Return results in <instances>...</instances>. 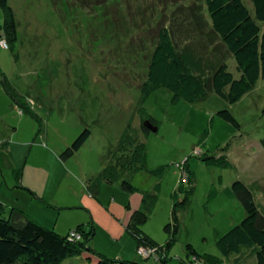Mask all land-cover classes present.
Returning a JSON list of instances; mask_svg holds the SVG:
<instances>
[{
    "label": "rangeland",
    "instance_id": "1",
    "mask_svg": "<svg viewBox=\"0 0 264 264\" xmlns=\"http://www.w3.org/2000/svg\"><path fill=\"white\" fill-rule=\"evenodd\" d=\"M55 1L9 0L18 42L6 45L0 37V196L7 200L0 202L64 235L93 225L90 245L97 254L133 261L141 258L124 220L136 210H129L132 199L143 197L149 217L142 229L160 244L171 240L166 227L178 210L180 231L169 264H194L188 244L203 256L220 257L218 264H257L246 249L221 256L217 240L247 216L233 191L236 181L250 188L264 215V78L233 105L216 93L196 103L174 101L165 88L144 97L159 29L185 30L188 9L200 0H122L107 6L109 20L94 9ZM4 20L0 7V25ZM226 61L239 78L235 59ZM223 110L240 128L218 115ZM149 117L158 131L142 130ZM129 124L136 142L131 150L144 145L141 161L121 170L116 182L103 183L99 198L90 196ZM88 128L91 138L64 160L65 149ZM23 167L38 171L44 196L16 184ZM124 181L137 191L125 190ZM63 264L97 263L84 255Z\"/></svg>",
    "mask_w": 264,
    "mask_h": 264
},
{
    "label": "trees",
    "instance_id": "2",
    "mask_svg": "<svg viewBox=\"0 0 264 264\" xmlns=\"http://www.w3.org/2000/svg\"><path fill=\"white\" fill-rule=\"evenodd\" d=\"M65 1L71 3V7L94 9L95 15L105 20L110 19L106 8H116L122 2ZM0 7L5 14L4 23L0 25V37L8 45H15L18 42L15 12L9 0H0ZM188 10L190 14L185 30L168 26L159 29L147 66L143 96H148L157 88H165L173 94L174 101L196 103L216 93L229 104H236L264 78V0H200V4L196 2ZM186 34L187 37L183 38ZM229 57H233L237 63L239 78L229 69L226 61ZM262 113L264 116V109ZM218 115L240 128L230 110L220 111ZM145 120L143 122L156 124L154 118ZM145 123L142 130L150 132ZM127 129L119 140V150H116L110 166L97 176L99 181L95 187H89L93 197L98 196L103 183L116 182L122 171L133 170V163L141 161L140 153L144 145L131 150L136 142L132 137V125L129 124ZM91 136L92 130L85 129L65 149L62 154L64 160L74 157ZM119 151H123L122 157ZM128 152H131L129 156ZM122 187L131 193L137 191L131 182L124 181ZM232 187L244 205L247 216L217 240V247L223 257L243 255L245 249L249 250V256H254L257 264H264V215L254 193L245 183L236 181ZM188 201L187 197L185 203ZM143 207L132 213L127 224V231L135 239L137 255L141 258L131 261L121 258L111 260L97 254L90 245L94 236L92 221L88 224L92 225V229L87 230L86 224H80L64 235L44 226L23 210L13 208L8 211L0 202V264H63L70 258L84 255L97 264H169L170 252L180 231L178 210L174 209L173 222L166 227L172 235L171 240L160 244L142 229L149 217ZM142 249L155 251L152 255L144 256L140 252ZM187 249V258L191 263L201 264L204 261L218 264L221 261L218 256L199 254L192 244H188Z\"/></svg>",
    "mask_w": 264,
    "mask_h": 264
},
{
    "label": "crops",
    "instance_id": "3",
    "mask_svg": "<svg viewBox=\"0 0 264 264\" xmlns=\"http://www.w3.org/2000/svg\"><path fill=\"white\" fill-rule=\"evenodd\" d=\"M6 149L8 150V152L10 151L8 146L6 147ZM16 184L17 185H22L23 188H27L32 193V195L34 194L37 197L44 196L43 193L41 192V189H40L41 188V182L38 181V171H35L33 169H28L27 167H25V168L23 167L22 168V172H21V176H20V180L19 181L17 180ZM101 187L98 190L99 191L98 198L100 197V194L102 192V188ZM90 196H92V195L90 194ZM92 197H90V198H92ZM0 201L4 202L6 204L7 200L2 198V196H0ZM5 206L8 207V205H5ZM138 207H140V208H138ZM142 207H143V197L140 199L137 196V198L134 199V202H133V199H132L131 206L129 205V210L135 208L136 209L135 211H137V210L141 209ZM14 208H16V207H14ZM130 217H131L130 212H128L127 217L124 220V222H127L128 219L130 220Z\"/></svg>",
    "mask_w": 264,
    "mask_h": 264
},
{
    "label": "water",
    "instance_id": "4",
    "mask_svg": "<svg viewBox=\"0 0 264 264\" xmlns=\"http://www.w3.org/2000/svg\"><path fill=\"white\" fill-rule=\"evenodd\" d=\"M145 126L151 131H154V132L158 131V128L153 123H151L150 121H147L145 123Z\"/></svg>",
    "mask_w": 264,
    "mask_h": 264
},
{
    "label": "built area",
    "instance_id": "5",
    "mask_svg": "<svg viewBox=\"0 0 264 264\" xmlns=\"http://www.w3.org/2000/svg\"><path fill=\"white\" fill-rule=\"evenodd\" d=\"M4 41H5L4 43L7 45V41H6V40H4ZM2 47H3V45H2ZM178 167H181L180 164L178 165ZM140 252H141V253L145 252L144 254H146V250H143V249H142V250H140Z\"/></svg>",
    "mask_w": 264,
    "mask_h": 264
}]
</instances>
